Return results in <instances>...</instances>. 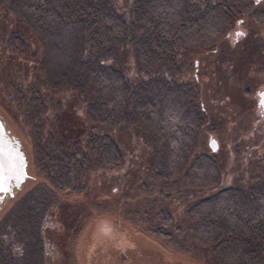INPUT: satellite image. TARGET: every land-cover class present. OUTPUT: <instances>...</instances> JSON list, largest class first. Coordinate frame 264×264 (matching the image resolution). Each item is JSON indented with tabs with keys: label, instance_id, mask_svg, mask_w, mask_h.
I'll use <instances>...</instances> for the list:
<instances>
[{
	"label": "trees",
	"instance_id": "trees-1",
	"mask_svg": "<svg viewBox=\"0 0 264 264\" xmlns=\"http://www.w3.org/2000/svg\"><path fill=\"white\" fill-rule=\"evenodd\" d=\"M186 1H8L5 11L15 13L16 19L24 18L28 34L17 29L15 20L5 36L20 49L25 45L22 36H33L43 51L36 45L34 55L25 52L21 56L24 61H32L39 73L35 77L34 72L26 85L14 80L6 94L21 107L23 121L34 135L37 154L43 161L41 167L53 189L70 185L78 167L88 161L97 163L88 170L90 181L100 178L99 183L107 188L112 178L104 173L106 166L116 162L120 152L115 138L103 125L125 118L148 137L152 175L172 178L180 172L182 184L191 189L218 184L219 169L211 154L197 152L186 163L204 120L194 105V87L182 82L162 87L161 102L157 104L115 61L117 51L128 46L135 74L153 69L165 74L166 68L177 69L180 50L213 47L242 13L253 23L264 21L263 10L253 7V0H191L197 3L194 13L188 12ZM63 31L82 33L83 46L79 57L72 61V73L67 77L66 72L54 74L52 78L51 72L46 69L45 74L43 68L50 61L49 53L61 47L57 42ZM11 52L15 55L12 50L0 59L9 60ZM144 79L141 82L151 86V80ZM83 107L94 125L83 121L85 125L74 132L75 128L70 129L73 124L67 125L63 117L77 120ZM100 125V131L94 130ZM37 190L35 187L33 192ZM47 190L44 203H40L39 192L37 196L24 194L1 215L0 264H69L59 235L64 233L66 238L73 230L65 215L55 213L54 196H49L53 193ZM58 207L66 211L68 205L63 202ZM186 212L192 240L208 251L216 264H264V176L252 185L219 186L190 202Z\"/></svg>",
	"mask_w": 264,
	"mask_h": 264
},
{
	"label": "rangeland",
	"instance_id": "rangeland-1",
	"mask_svg": "<svg viewBox=\"0 0 264 264\" xmlns=\"http://www.w3.org/2000/svg\"><path fill=\"white\" fill-rule=\"evenodd\" d=\"M8 1L0 0V23L4 20L3 25L0 24V56L12 50L15 55L11 52L14 60L0 59V119L19 139L26 161V177L13 194L2 197L0 217L24 194L37 196L39 192L40 203H44L47 199L44 193L49 188L53 193L49 196H54L57 205L55 213L65 215L64 220L73 230L68 231L66 238L64 233L59 235L69 264H216L213 256L192 240L186 209L190 202L219 186L252 185L264 176V110L257 104L256 93L264 86V21L253 23L242 13L218 37L213 47L180 50L176 56L177 69L166 68L165 74L153 69L137 75L136 69L132 68L128 46L117 51L116 63L134 83H138L136 86L143 94L157 104L161 102L162 87L174 85L173 82L194 87V105L204 120L186 163L197 152L211 154L219 169L217 185L191 189L182 184L180 172L172 178L152 175L148 137L133 121L125 118L103 125V129L115 138L120 152L119 159L106 166L104 173L112 178L107 188L99 183L100 178L90 181L88 170L97 163L88 161L78 167L70 185L55 190L41 167L42 157L37 154L30 126L23 121L21 107L6 94L14 80L26 85L34 72L35 77L39 73L32 61H24L21 56L25 52L28 56L34 55L32 50L36 45L37 50L43 51L42 44L33 36H22L23 49L5 36L15 20L17 29L27 32L28 28L24 18L16 19L15 13L5 11ZM118 5H122L121 2ZM186 5L190 8L188 12L194 13L197 3L188 0ZM252 6L264 12V0H257ZM238 28L242 31L240 35L235 33ZM59 35L62 38L58 39L57 45L61 47L56 46L55 52H48L50 61L43 68V72L46 69L51 72L52 78L54 74L66 72L67 77L72 73V61L81 54L84 41V35L76 31H63ZM142 78L151 80V86L141 82ZM81 111L77 120L63 117L67 125L73 124L70 129L75 128L74 132L85 125L83 121L94 125L84 107ZM94 130L100 131L101 125L94 126ZM210 137L217 143L214 150L208 144ZM100 169L98 167L97 172ZM35 187L38 190L33 192ZM63 202L68 205L66 211L58 207Z\"/></svg>",
	"mask_w": 264,
	"mask_h": 264
},
{
	"label": "water",
	"instance_id": "water-1",
	"mask_svg": "<svg viewBox=\"0 0 264 264\" xmlns=\"http://www.w3.org/2000/svg\"><path fill=\"white\" fill-rule=\"evenodd\" d=\"M238 31V30H237ZM264 92V87L257 92ZM257 103L261 105L260 97L257 98ZM0 136L3 137L4 151L7 157V170L5 173L4 190L0 191V202L3 196L13 194V190L19 188L22 181L26 177L25 157L21 149L19 139L12 134L0 119ZM211 150L216 149V140L212 137L208 140Z\"/></svg>",
	"mask_w": 264,
	"mask_h": 264
},
{
	"label": "snow or ice",
	"instance_id": "snow-or-ice-1",
	"mask_svg": "<svg viewBox=\"0 0 264 264\" xmlns=\"http://www.w3.org/2000/svg\"><path fill=\"white\" fill-rule=\"evenodd\" d=\"M237 35H240V33H237ZM258 96L260 97L261 101V109L264 110V92L259 93ZM7 170V157L5 155L4 151V141L3 137L0 136V191L4 190V181H5V173Z\"/></svg>",
	"mask_w": 264,
	"mask_h": 264
},
{
	"label": "flooded vegetation",
	"instance_id": "flooded-vegetation-1",
	"mask_svg": "<svg viewBox=\"0 0 264 264\" xmlns=\"http://www.w3.org/2000/svg\"><path fill=\"white\" fill-rule=\"evenodd\" d=\"M254 2H256L257 0H253ZM240 20H238V22H239ZM236 30H238V32L237 31H235V33H241L242 34V31L238 28V29H236ZM237 37V36H236ZM236 37H234V40L236 39ZM264 86H262L261 88H259L257 91H256V93L259 91V90H261L262 88H263ZM258 97V96H257ZM258 104V103H257ZM259 105V107H260V104H258ZM260 109H261V107H260ZM262 110V109H261Z\"/></svg>",
	"mask_w": 264,
	"mask_h": 264
}]
</instances>
